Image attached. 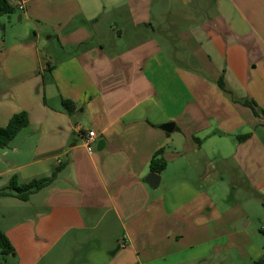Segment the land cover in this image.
Returning <instances> with one entry per match:
<instances>
[{
  "label": "crops",
  "instance_id": "crops-1",
  "mask_svg": "<svg viewBox=\"0 0 264 264\" xmlns=\"http://www.w3.org/2000/svg\"><path fill=\"white\" fill-rule=\"evenodd\" d=\"M8 1L22 14L0 37V126L19 111L29 119L12 139L25 132L26 151H11L30 156L15 177L63 167L27 200L0 197L13 247L0 264H253L263 254L264 0H178L182 10L164 6L157 25L153 0ZM147 22L125 50L106 48L110 29ZM165 28L197 46L212 81L172 59L153 35ZM158 149L166 166L151 187Z\"/></svg>",
  "mask_w": 264,
  "mask_h": 264
},
{
  "label": "rangeland",
  "instance_id": "rangeland-1",
  "mask_svg": "<svg viewBox=\"0 0 264 264\" xmlns=\"http://www.w3.org/2000/svg\"><path fill=\"white\" fill-rule=\"evenodd\" d=\"M164 6L172 7L171 9H173V12H175V10H182V5L180 4V2L178 0H153L152 12H151V22L153 23V25L158 24V21L160 20V12L162 11V8ZM19 14H22V11H20L19 9H16L12 14H10L8 16L3 15L0 17V21L2 23H4V25H5V31L9 30L8 32H12V31H15L19 28V26L14 27L15 24H18L17 16ZM176 15L179 17H183L182 13L179 14L177 12ZM119 23H121V22H119ZM188 23L190 24V22H188ZM146 25H147V28H142V29H137V30H132V29L127 28V27H122L121 25H118L114 29H110L112 36H110V39L104 40L106 48L108 50H112V49H121V50L124 49L125 50L127 48L126 47V45H127L126 41H128L129 39L130 40L135 39V36L136 37L140 36V34L142 32H144V31L146 32V31L150 30V28L148 27L149 22H147ZM119 28L122 29L123 37L118 41V45H112V44H110V42H112L111 40H113V37H116L118 35ZM156 31L157 32L153 35L159 41L160 45L166 50V52H168V54L171 55L172 59H174L176 63H179L180 65H184L185 63H188V64H190V66L194 67L195 73L197 75H199L201 78L206 79L209 82L212 81L209 71L204 67V64L201 63L199 56H197V52H196V54L194 53L195 47H197L196 45L186 46V44L183 43L184 38H182V37L176 38L174 35H172L174 33L173 29L165 28L164 30L158 29ZM32 33H33L32 30H30V34H32ZM161 33L164 35L168 34L172 38V40H169L167 37H165ZM1 35H2V32H0V37H1ZM172 43H174V45H172ZM173 48L176 50H173ZM174 52H176V53L174 54ZM188 52H190L189 53L190 55H188V61H187L186 56H187ZM257 71L260 74L259 69H257ZM217 85H218V80H217ZM224 88H225V86H224ZM257 111L260 112L259 109ZM22 132H24V131H22ZM24 134H25V132L21 133V135H18V137H16L14 140H12L10 142L9 146L6 147L5 149L0 148V182H2L3 180H5L8 177H11L12 175H15L16 172H14V171L16 170V167L21 165L23 162L30 160V156H26V154L21 156V155H19V153L16 154V153L11 151V148L13 146L18 147L22 152L26 151L28 142L25 140ZM3 152H5V153L2 154ZM246 209H248V211L250 213V216H249L250 223H249L248 228L249 229L253 228L257 232V230L261 227V222H260L259 218H257L256 212L253 210L252 207L251 208L246 207ZM254 230H253V233H255ZM0 257H2L1 253H0ZM242 264H251V263L244 261V262H242Z\"/></svg>",
  "mask_w": 264,
  "mask_h": 264
},
{
  "label": "trees",
  "instance_id": "trees-1",
  "mask_svg": "<svg viewBox=\"0 0 264 264\" xmlns=\"http://www.w3.org/2000/svg\"><path fill=\"white\" fill-rule=\"evenodd\" d=\"M14 6L8 0H0V17L3 15H10L14 12ZM5 28L4 23L0 21V32ZM218 85L224 88L222 77L218 79ZM244 105L249 106L256 114L254 103L249 100L241 101ZM64 110L71 114L72 102L68 100L62 101ZM264 114V111H262ZM29 119L26 111H19L14 113L8 120L5 126H0V148H5L9 145V142L16 136V134L24 127L28 125ZM249 134H243L237 136L239 140L245 139ZM199 141V140H198ZM166 166V159L163 155V149H158L149 161V169L152 172L160 173ZM63 164L57 166L48 176H42L39 178H33L26 183H18L15 175H12L9 183L6 187L0 188V197L3 196H15L21 200H27L29 196L42 189L43 187L51 184L57 177L59 171L62 169ZM263 235V254L253 264H264V227L260 229ZM0 251L2 254H9L13 252V247L10 244L8 238L0 231Z\"/></svg>",
  "mask_w": 264,
  "mask_h": 264
},
{
  "label": "water",
  "instance_id": "water-1",
  "mask_svg": "<svg viewBox=\"0 0 264 264\" xmlns=\"http://www.w3.org/2000/svg\"><path fill=\"white\" fill-rule=\"evenodd\" d=\"M159 127L166 132H171L172 128H173V123L167 122V123L159 125ZM103 145H104V141L98 140L96 149H98V150L102 149ZM159 179H160L159 175L155 172H152V171L149 172L144 178L146 183H148V185L151 187L156 186L159 182Z\"/></svg>",
  "mask_w": 264,
  "mask_h": 264
},
{
  "label": "built area",
  "instance_id": "built-area-1",
  "mask_svg": "<svg viewBox=\"0 0 264 264\" xmlns=\"http://www.w3.org/2000/svg\"><path fill=\"white\" fill-rule=\"evenodd\" d=\"M18 7L23 8V5L20 3ZM95 140L96 134L94 130H86V132L83 134V145L88 153H92L94 149Z\"/></svg>",
  "mask_w": 264,
  "mask_h": 264
}]
</instances>
